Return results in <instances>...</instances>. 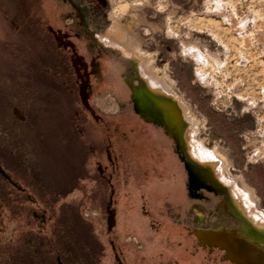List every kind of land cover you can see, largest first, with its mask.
Wrapping results in <instances>:
<instances>
[{
    "label": "flooded vegetation",
    "instance_id": "1",
    "mask_svg": "<svg viewBox=\"0 0 264 264\" xmlns=\"http://www.w3.org/2000/svg\"><path fill=\"white\" fill-rule=\"evenodd\" d=\"M64 1L75 13L58 28L18 21L16 14L9 19L7 6L0 5V264H234L220 248L203 245L195 230L225 226L251 236L255 226L211 169L187 151L182 107L150 85L136 58H130L134 71L124 77L129 101L116 96L114 113L131 112L164 136L148 138L160 146L157 154L170 141L182 162L176 175L186 179L165 186L160 196L127 197L131 205L122 221L116 184L121 124L92 103L105 78L103 51L81 40L88 35L108 45L92 28L112 21L111 0ZM57 35L68 45H60ZM83 82L96 116L82 100ZM123 138H130L127 132ZM108 209L115 213L112 228ZM156 215L178 225L182 239L169 244L170 230Z\"/></svg>",
    "mask_w": 264,
    "mask_h": 264
},
{
    "label": "rangeland",
    "instance_id": "2",
    "mask_svg": "<svg viewBox=\"0 0 264 264\" xmlns=\"http://www.w3.org/2000/svg\"><path fill=\"white\" fill-rule=\"evenodd\" d=\"M125 2L126 0H111L110 16L117 15L120 6ZM152 2L153 5L146 6L143 12L147 23L143 22L144 24L142 23L137 29L144 41V48L158 52L157 64L161 66L166 62L169 63L170 73L177 83V90L185 95L198 115L207 118L206 127L199 134L191 137L192 143L200 142L202 139L207 148H211L215 142L219 143L232 160L231 175L244 176L260 198L257 206L264 211V155L251 158L255 147L249 141L250 138L256 141L264 139V0H153ZM129 3L132 4L131 1ZM0 5L7 6L9 19L16 18L14 16L16 14L18 21L22 19L49 22L56 28L63 27L68 15L75 13L71 5L64 0H0ZM173 7L175 12L168 18L167 14ZM150 23L160 26L159 30L154 31ZM111 24L112 21L105 26L92 28L94 32L103 34L105 41H108L106 43L110 46L103 41L101 44L89 39L88 35L81 40L83 43L91 41L96 49L103 51L105 78L99 84L92 103L99 110L106 111L101 112L106 119H118L121 124L120 140L116 144L120 152V170L116 184H118V195L122 197L123 221L128 218V208L131 205L127 197L163 195L165 186H170L176 180L186 179V175L185 173L181 175V172L176 175L175 170L181 168L179 166L182 162L173 153L170 141H165L164 153L159 155L154 148L160 146H154L148 138H164V136L157 134L131 112L122 116L114 113L116 96L126 103L129 101L130 92L124 77L134 71V64L130 58L137 59V69L140 73L143 72L137 57L124 56L119 47L110 43L107 31ZM169 27L173 30L172 34L168 33ZM22 35L26 37L28 34ZM186 36L199 38L205 44L202 45L204 60L197 61L195 58L181 55L178 41ZM209 51L219 52L222 63L216 64ZM25 55L23 54L21 59L25 58ZM197 70H201L210 79L214 78L218 82V93L214 87L201 83L196 74ZM236 81L239 82L238 87L233 91L231 86ZM167 94L176 100L172 94ZM93 126L96 130V125ZM188 126L186 124V129ZM131 131L136 132L135 137ZM124 132L128 133L129 139L123 138ZM186 141L187 151L190 152V144L187 139ZM146 167H150L149 172L144 171ZM211 171L234 199L228 184L218 177L215 169ZM109 193L110 188L106 183L104 188L106 201ZM139 205L141 204H137V207ZM152 205L161 209L160 204ZM104 214L107 217L106 208ZM135 217L142 219L141 214ZM156 217L165 220L164 224L167 230H170L167 236L169 244L182 239L176 234L179 230L178 225L171 224V220L167 217L160 215ZM239 226L246 231L250 229L247 225ZM127 233L126 228L125 234Z\"/></svg>",
    "mask_w": 264,
    "mask_h": 264
},
{
    "label": "bare ground",
    "instance_id": "3",
    "mask_svg": "<svg viewBox=\"0 0 264 264\" xmlns=\"http://www.w3.org/2000/svg\"><path fill=\"white\" fill-rule=\"evenodd\" d=\"M129 1H131L132 4H130ZM129 1L126 0L125 4L120 6L121 8L118 10L119 13L117 15H111L112 24L107 31V35L110 37V43L113 44V46L115 45L116 47H119L125 55L137 57L140 60L142 72L149 79L150 85L161 87L178 100L180 107H182L186 124L189 125L187 127L188 129H185V138L190 144L191 155L200 160V162L209 167V169H215V172L217 171L216 173L219 175L217 176L222 178L221 180L227 183L230 187L236 205L253 223L252 225L264 230V211L257 206L260 198L256 194L255 188L245 180L243 175H231L230 167L232 165V160L230 159L228 152L223 149L219 143L215 142L211 148H207L203 141H201L202 139H199L200 142L196 141L192 143L191 137L199 134V132L206 127L207 118L204 115H198L194 111L190 102L186 99L185 95L177 90V83L170 73L169 63L166 62L161 66L158 65V52L156 50H148L143 46L144 41L137 28L146 21L143 12L146 6L153 5V0ZM174 12L175 7H173V9L167 14V17L169 18ZM150 26L154 31L157 29L159 30L160 28V26L153 23H150ZM168 33H173L172 28L169 27ZM178 42H180L182 56L186 58L192 57L197 61L205 59V53L202 49V45L205 44L202 43L199 38H190L189 36H186L181 37ZM208 53H210L216 64L219 65L222 63V58L219 52L209 51ZM196 74L202 84L214 87L217 91L218 82L214 78L210 79L208 75L201 70H197ZM238 83L239 82L236 81L231 86V90L234 91L238 87ZM246 108H248L247 105ZM249 141L250 144L255 147L251 158L263 156L264 139L256 141L250 138Z\"/></svg>",
    "mask_w": 264,
    "mask_h": 264
},
{
    "label": "water",
    "instance_id": "4",
    "mask_svg": "<svg viewBox=\"0 0 264 264\" xmlns=\"http://www.w3.org/2000/svg\"><path fill=\"white\" fill-rule=\"evenodd\" d=\"M57 40L60 45H68V43H63L62 35H57ZM96 72L101 77L99 71ZM86 85L87 82H83L81 85L82 100L92 114L96 116L95 110L88 100L89 95L86 92ZM108 213L107 221L109 228H112L115 224V213L110 209H108ZM250 233L251 236L241 233L237 228L225 226L195 230L196 236L203 245L220 248L224 251L225 258L234 264H264V238H262L264 233L253 226Z\"/></svg>",
    "mask_w": 264,
    "mask_h": 264
}]
</instances>
